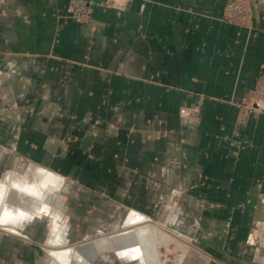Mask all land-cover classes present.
<instances>
[{
  "label": "crops",
  "instance_id": "crops-1",
  "mask_svg": "<svg viewBox=\"0 0 264 264\" xmlns=\"http://www.w3.org/2000/svg\"><path fill=\"white\" fill-rule=\"evenodd\" d=\"M67 1L0 0V264H117L98 250L125 254L110 234L73 254L35 242L77 240L66 231L80 195L116 210L137 208L135 194L148 209L150 195H184L204 264H250L264 112L239 123L236 103L264 83V0L250 28L220 19L231 0H88L87 23L65 16ZM62 181L77 204L51 186L40 199Z\"/></svg>",
  "mask_w": 264,
  "mask_h": 264
},
{
  "label": "rangeland",
  "instance_id": "rangeland-1",
  "mask_svg": "<svg viewBox=\"0 0 264 264\" xmlns=\"http://www.w3.org/2000/svg\"><path fill=\"white\" fill-rule=\"evenodd\" d=\"M105 1L106 0H101L100 4L107 7H123L124 3L130 0L110 1L109 4H106ZM86 2L89 4L91 9V18L92 5L90 1L86 0ZM232 2H239L242 5L243 11L245 13V19L243 21L236 20L235 18L232 22L228 21V19L225 18V13L229 7V4ZM255 4L256 0H231L225 5L220 19L229 24L250 28L252 26V18L255 13ZM68 18L77 23H87L90 20L89 18L86 22H78L71 17ZM236 105L238 108L237 122L239 123H244L250 113L264 112V83H260L253 86L252 88H249L243 94L242 98L236 103ZM6 166L8 168V165ZM26 167L27 166L22 165V168ZM70 180L72 182V186L76 187L75 191H77L79 189L78 185H82V182L78 178H71ZM56 183L57 182H55V184ZM63 183L64 182L62 181L59 184V188H57V186L51 185L50 183L49 185L46 184L45 186H43V188H40V191H42L39 195L40 199L47 196L46 193L50 190V188L48 190V187L51 186V188L56 192H51L49 194V198H54L56 200L57 196L64 197L66 201L70 200V204L72 206L73 203L77 204V201L79 202L78 197L80 194L59 193V195L57 193L58 190H61ZM150 196L155 199V203L149 209L143 208V195L135 194L134 203L136 206H138L137 208H126L124 206H121L118 209L114 210L113 208H110L109 204L105 202L95 201V197L93 195H87L86 200L85 195H80L81 201H84L81 204L85 203L86 201L85 208L80 210H76V208H74L75 210H71L72 213L70 214L71 217H69V219L71 218V222L74 224H81L79 226L75 225V227L72 226L70 231L69 228H67L66 231V233H71L72 236L77 237V240L54 244L50 242L35 243L42 247L53 246L55 248L65 250L68 251V253L73 254L75 253L74 251L82 250L85 248V250H93L92 245L89 243L93 241H95V243L99 242L104 236L108 238L109 234L116 233L120 235L122 239H127V233L133 236V232L136 227L139 228L142 226H148V228H151L152 225H155L156 228L158 230H161L162 233L160 231H156L157 229L155 230L152 227V230H150L152 231V233L149 231L147 235V237L150 238L149 241H146L143 244L145 248L151 252H148V255H153L152 259L147 256L143 261V259L140 258V255L132 254L131 248H134L132 244H130L131 247L127 246L124 252L125 254L123 255H120V252H118V250H116L110 242H104L103 244L100 243L98 247L100 249L98 250L106 251L109 255L114 256L115 262H117V264H157V262L158 264H204V261L206 259L202 256V254L206 253V251L202 250V247L195 243L191 237V221H193L192 219L195 215L188 209L180 211V209L178 208L179 200H177V198L180 197L182 201L184 195H168L169 197L167 198V203L165 204L163 203V195L154 194ZM180 203L181 202H179V206H183V204ZM260 203L263 208L262 218L260 221L255 222L250 227L248 235L246 237V244L254 250V255L250 261V264H264V199H261ZM137 213L141 214V220H146L144 223H139L140 220H138V222L137 220L136 222L133 220H129L130 215L137 216ZM66 216H68V214ZM66 218L68 219V217ZM153 249L155 251L157 250V253H155ZM55 261L59 263L64 262L69 264L78 263L77 258L74 256L65 257L64 259H55Z\"/></svg>",
  "mask_w": 264,
  "mask_h": 264
},
{
  "label": "bare ground",
  "instance_id": "bare-ground-1",
  "mask_svg": "<svg viewBox=\"0 0 264 264\" xmlns=\"http://www.w3.org/2000/svg\"><path fill=\"white\" fill-rule=\"evenodd\" d=\"M45 180L47 181V182H51L52 181V178L51 179H48V177L47 178H45ZM51 180V181H50ZM57 181V180H56ZM32 183V182H31ZM27 185H28V183H27ZM26 184L24 185V186H27ZM29 187H31V186H29ZM25 200V197L23 196V198H22V202ZM141 216V214H139V213H137V216H134V215H130V217H129V220L130 221H135L136 222V220H137V222H138V220H140L139 221V223H144L146 220H141L142 219V217H140ZM151 223V222H150ZM147 224H149V223H147ZM144 225V224H143ZM146 225V224H145ZM152 227H153V229H157L156 228V226L154 225H152L151 226V228L149 227L148 228V226L147 227H145V226H142V227H139V228H137L136 227V229L134 230V234H133V236L131 235V234H129V233H127V239L126 238H123L122 239V237H120V235H118V234H116V233H113V234H110L109 236L113 239V241H117L119 244H118V248L122 251V252H125V249L127 248V246H129V247H131L130 246V244H132L133 245V249L131 248V252H132V254H137V255H140V258H142L143 259V261H144V259L147 257V256H149L151 259L153 258V255H148V252L149 253H151L150 251H148L146 248H145V246L143 245L146 241H149V239L150 238H148L147 237V235H148V233H149V231L150 230H152ZM127 231V230H126ZM156 231H160L161 232V230H156ZM155 231V232H156ZM151 233H152V231H150ZM162 233V232H161ZM167 234V233H166ZM137 236V237H136ZM132 238V239H131ZM137 238V239H136ZM175 238H177V237H175ZM158 239V238H157ZM127 240V241H126ZM134 240V241H133ZM152 240V239H151ZM156 242V241H155ZM154 243V242H153ZM184 243V242H183ZM147 244V243H146ZM145 244V245H146ZM163 245V244H162ZM169 245H171V244H169ZM161 246V245H160ZM88 249H90V248H88ZM90 251V250H89ZM88 251V252H89ZM153 251L155 252V253H157V250L155 251L154 249H153ZM167 251V250H166ZM129 252V251H128ZM127 252V253H128ZM168 253V252H167ZM170 253V252H169ZM199 253V252H198ZM165 256V255H164ZM155 260V259H154ZM158 260V259H157ZM156 260V261H157ZM151 261V260H150ZM162 262V261H161ZM205 262V261H204ZM149 263V262H148ZM150 264V263H149ZM152 264V263H151ZM155 264V263H154ZM157 264H158V262H157Z\"/></svg>",
  "mask_w": 264,
  "mask_h": 264
},
{
  "label": "built area",
  "instance_id": "built-area-1",
  "mask_svg": "<svg viewBox=\"0 0 264 264\" xmlns=\"http://www.w3.org/2000/svg\"><path fill=\"white\" fill-rule=\"evenodd\" d=\"M110 1L116 0H106V4H109ZM65 14L67 17H71L78 22H86L90 18L91 9L86 0H68L65 7ZM225 18L228 21L244 20L245 13L243 7L239 2H232L229 4V7L225 13Z\"/></svg>",
  "mask_w": 264,
  "mask_h": 264
}]
</instances>
